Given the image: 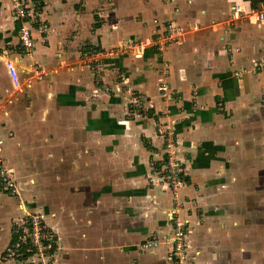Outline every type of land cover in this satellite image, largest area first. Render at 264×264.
<instances>
[{"label":"crops","instance_id":"0c3cea01","mask_svg":"<svg viewBox=\"0 0 264 264\" xmlns=\"http://www.w3.org/2000/svg\"><path fill=\"white\" fill-rule=\"evenodd\" d=\"M42 13L48 30L28 58L22 22L0 0V152L22 199L0 193V264H39L3 258L24 209L55 234L53 264H172L163 238L172 210L187 221L190 264H264V64L254 68L264 18L249 20L250 0H43ZM169 22L180 28L174 42L105 58L101 80L81 63L86 47L114 50ZM3 55L18 63V88ZM34 63L45 74L28 80ZM162 84L185 162L174 207L152 182L164 157L158 112L170 106ZM133 93L145 108L130 116ZM151 234L158 245L141 249Z\"/></svg>","mask_w":264,"mask_h":264},{"label":"built area","instance_id":"2783aa9c","mask_svg":"<svg viewBox=\"0 0 264 264\" xmlns=\"http://www.w3.org/2000/svg\"><path fill=\"white\" fill-rule=\"evenodd\" d=\"M169 1V0H163ZM254 13L249 16V20L257 21L264 18V0L258 3V6L252 8ZM10 12L12 16L22 22L18 27V40L21 54L31 58L35 45V33L39 36L45 34L48 30V23L43 18V0H10ZM180 32V28L174 23H167L161 32L153 33L150 38L132 37L126 39L118 46L117 50H101L93 47H86L82 51L84 64L90 69L93 75L102 77L105 70V58H112L120 53H131L139 57L144 54L147 46H153L162 50L171 42H174ZM3 63L11 84L15 87L20 84L18 74V63L14 58L3 55ZM264 64V56L255 62L254 68ZM31 71L27 74L28 80L40 78L45 72L42 68L31 64ZM244 70H238L234 75H240ZM97 80L99 78H96ZM166 85H160L161 95H166ZM143 95L140 93L132 94L130 98L131 108L138 109L142 104ZM174 143L170 140L164 144L163 163L159 169H155V174L162 179L172 194L176 195L177 190L185 185V174L181 159L173 157L171 149H174ZM0 193L17 198L20 192L14 172L0 152ZM181 204V201H177ZM24 214L12 221L10 228V240L3 251L5 260H21L28 256H33L41 264H46L45 259L55 256L56 236L49 225L45 222L43 215L35 211L24 209ZM176 211L170 213L172 229L168 234L163 235L167 245L168 258L172 264H190L188 254V239L186 220H180ZM160 239L151 234L144 238L139 246L141 249H151L156 247Z\"/></svg>","mask_w":264,"mask_h":264},{"label":"rangeland","instance_id":"374dc122","mask_svg":"<svg viewBox=\"0 0 264 264\" xmlns=\"http://www.w3.org/2000/svg\"><path fill=\"white\" fill-rule=\"evenodd\" d=\"M143 39V38H142ZM117 48L118 47H116L115 49H114V51L115 50H117ZM105 50V49H104ZM108 50H110V49H108ZM82 50H80V60H81V63L82 64H84V57L82 56ZM84 65H86V64H84ZM96 78H99L100 80L102 79V77H100V76H97V74L96 75H94V81H95V79ZM18 86L19 85H17V86H13V88H18ZM167 88V87H166ZM167 90V89H166ZM166 90H165V92H166ZM160 91V90H159ZM161 92L162 91H160L159 93V95H160V97L162 98V99H165L166 100V102L170 105V106H167L165 109H166V113L165 112H163V111H160V112H158L159 114V116H162V117H165V119H161V121H158L157 122V124H156V134L158 135V137L161 139V140H163V146H162V150H163V152L165 153V149H164V144L167 142V140H170V141H172L175 145H174V149H171V151H172V156L173 157H178V158H180L181 159V162H182V164H183V168H184V164H185V162H184V160L181 158V156L179 155V153H178V149H177V144H178V138H177V135H176V128H175V123H174V120H172V119H167L166 118V116H168L170 113H171V111L173 110V105H172V103L174 102H172V101H170L171 100V98H170V92H168V93H166V95H161ZM133 94H136V93H133ZM144 99V98H143ZM145 100V99H144ZM143 100V101H144ZM169 101V102H168ZM143 108H145V102H142V104L138 107V109L136 108V109H134V108H131V106H130V103H129V105H128V114L131 116V115H137V114H141V113H143L144 111L142 110ZM141 112V113H140ZM145 114V113H144ZM146 114H148V113H146ZM158 120H160V119H158ZM164 158V157H163ZM155 170V169H154ZM154 178V179H153ZM153 178H152V182H153V180H156V181H158V183H159V185H165L164 183H162V179L158 176V175H156V174H154V176H153ZM151 180V179H150ZM186 181V180H185ZM152 182H150V183H152ZM167 187V186H166ZM168 188V187H167ZM169 189V188H168ZM181 189V188H180ZM180 189H178L177 190V192L180 190ZM169 191H171L170 189H169ZM177 195V194H176ZM176 195H174V194H172V196L174 197L173 199H171L172 200V205H173V207H174V205L176 204V202H175V196ZM21 196V195H20ZM17 200L18 201H21L22 199H21V197H17ZM191 201V202H190ZM24 202V201H23ZM182 202V201H181ZM187 202V203H186ZM194 199H187L186 201H184V203H186V204H184V206H186V208L188 207V208H193V207H195V205H194ZM188 210H190V209H188ZM186 226L188 227V225L186 224ZM56 240V242H58V240L57 239H55ZM56 245V248H55V251H57L58 250V243L57 244H55ZM165 246V245H164ZM166 247V246H165ZM54 258L55 257H50V258H48L47 257V259H45V261L47 262L46 264H53V262H54ZM39 264H41L40 262H39Z\"/></svg>","mask_w":264,"mask_h":264},{"label":"trees","instance_id":"16d2710c","mask_svg":"<svg viewBox=\"0 0 264 264\" xmlns=\"http://www.w3.org/2000/svg\"><path fill=\"white\" fill-rule=\"evenodd\" d=\"M261 0H250L251 3V7L255 8L257 7V4L260 2ZM163 163V161L160 163V165ZM160 165H157L154 169H159ZM12 223V222H11ZM50 227V226H49ZM56 238V237H55Z\"/></svg>","mask_w":264,"mask_h":264}]
</instances>
